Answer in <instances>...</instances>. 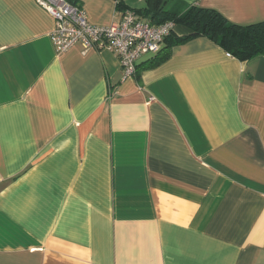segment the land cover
Here are the masks:
<instances>
[{"label": "crops", "instance_id": "0c3cea01", "mask_svg": "<svg viewBox=\"0 0 264 264\" xmlns=\"http://www.w3.org/2000/svg\"><path fill=\"white\" fill-rule=\"evenodd\" d=\"M72 1L93 24L123 14ZM168 4L264 20V0ZM54 28L37 0H0V264H264V56L196 36L125 77Z\"/></svg>", "mask_w": 264, "mask_h": 264}, {"label": "built area", "instance_id": "2783aa9c", "mask_svg": "<svg viewBox=\"0 0 264 264\" xmlns=\"http://www.w3.org/2000/svg\"><path fill=\"white\" fill-rule=\"evenodd\" d=\"M54 18L55 28L51 38L59 51L81 43L84 50L108 48L119 59L128 77L137 70V64L144 55H154L162 47L167 36L174 29V22L151 24L136 12L127 10L121 18L108 25L93 24L85 10L69 0H37Z\"/></svg>", "mask_w": 264, "mask_h": 264}, {"label": "trees", "instance_id": "16d2710c", "mask_svg": "<svg viewBox=\"0 0 264 264\" xmlns=\"http://www.w3.org/2000/svg\"><path fill=\"white\" fill-rule=\"evenodd\" d=\"M70 2L74 3L72 0ZM131 0H116L117 9L132 10L146 17L151 24L167 21L186 26L189 36L177 37L173 31L166 37L160 50L152 55L143 68H153L171 57L172 47L191 37L204 36L212 40L229 54L241 61H249L264 56V20L253 24H237L213 8L198 5L177 9L170 6L169 0H145L143 7H131Z\"/></svg>", "mask_w": 264, "mask_h": 264}, {"label": "rangeland", "instance_id": "374dc122", "mask_svg": "<svg viewBox=\"0 0 264 264\" xmlns=\"http://www.w3.org/2000/svg\"><path fill=\"white\" fill-rule=\"evenodd\" d=\"M134 5H137V6H139V5H141V3H134ZM143 5V4H142Z\"/></svg>", "mask_w": 264, "mask_h": 264}]
</instances>
